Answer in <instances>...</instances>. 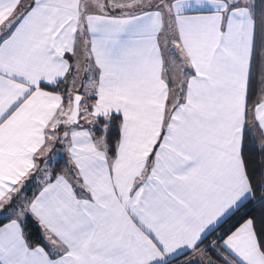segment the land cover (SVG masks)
<instances>
[{
    "label": "snow or ice",
    "instance_id": "1",
    "mask_svg": "<svg viewBox=\"0 0 264 264\" xmlns=\"http://www.w3.org/2000/svg\"><path fill=\"white\" fill-rule=\"evenodd\" d=\"M0 264H264V0H0Z\"/></svg>",
    "mask_w": 264,
    "mask_h": 264
}]
</instances>
